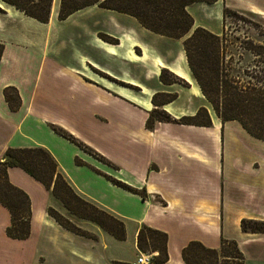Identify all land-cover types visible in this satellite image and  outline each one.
Segmentation results:
<instances>
[{"label":"crops","instance_id":"0c3cea01","mask_svg":"<svg viewBox=\"0 0 264 264\" xmlns=\"http://www.w3.org/2000/svg\"><path fill=\"white\" fill-rule=\"evenodd\" d=\"M230 2L190 5L194 29L221 36L226 9L264 16V8L238 9ZM60 5L61 0H53L49 22L42 23L0 0V162L10 148L47 149L81 197L124 223L126 237L118 240L72 214L51 190L12 167L10 182L30 198L31 229L25 240L8 237L11 214L0 202V264H134L141 252L138 234L145 226L168 235L165 264H185L183 249L193 241L220 249L223 239L238 244L245 264H264V233L242 229L243 220L264 222V142L239 122L218 118L189 68L184 39L158 35L134 17L98 5L60 20ZM101 59L116 70L138 66L142 81L99 66ZM92 65L111 80L93 73ZM163 69L187 84L163 83ZM9 87L20 96L17 111L5 99ZM156 93L178 95L164 106L174 119L194 116L204 107L212 126L157 122L148 129ZM53 127L67 131L117 169L104 170ZM50 209L88 236L62 227Z\"/></svg>","mask_w":264,"mask_h":264},{"label":"trees","instance_id":"16d2710c","mask_svg":"<svg viewBox=\"0 0 264 264\" xmlns=\"http://www.w3.org/2000/svg\"><path fill=\"white\" fill-rule=\"evenodd\" d=\"M217 0H61L59 19L65 20L75 12L88 6L130 15L142 26L153 33L173 39H184L183 45L189 68L206 100L211 104L218 118L223 122L237 121L254 138L264 142V44L250 42L244 49L253 54L252 67L244 77L232 75L226 61L224 33L215 35L204 28L194 29V19L188 7L194 3L213 4ZM6 4L24 12L27 16L42 23L50 19L53 0H3ZM0 12L2 10L0 9ZM233 13L226 9L225 15ZM108 42H114L105 37ZM4 45L0 44V60ZM160 79L165 84H187L183 79L163 69ZM4 96L12 111L21 106L18 91L9 87ZM177 94L156 93L153 95L154 109L146 122L148 129H153L157 122L177 123L201 127L212 126L209 111L202 107L194 116L174 119L164 110V106L174 102ZM54 131L69 142L78 146L87 154L102 163L117 169L105 157L79 141L73 135L59 127ZM76 163L82 165L79 159ZM19 167L34 179L51 190L64 206L74 215L98 224L118 240H124V223L109 212L81 197L71 186L51 153L43 147L8 149L5 160L0 162V202L11 214V225L7 229L8 237L25 240L30 236L31 202L29 196L14 186L8 176V169ZM105 177L116 186L146 198V194L111 176ZM62 227L88 236L68 219L53 209L49 210ZM244 232L264 233V222L243 220ZM138 248L144 253H157L154 264H165L169 260L168 235L164 232L143 227L138 234ZM151 251V252H150ZM185 264H245L244 255L235 241L223 239L220 249H211L198 241L191 242L183 249ZM115 264H123L116 262Z\"/></svg>","mask_w":264,"mask_h":264},{"label":"rangeland","instance_id":"374dc122","mask_svg":"<svg viewBox=\"0 0 264 264\" xmlns=\"http://www.w3.org/2000/svg\"><path fill=\"white\" fill-rule=\"evenodd\" d=\"M230 4L232 5V7L238 9L240 8L245 9L246 7L249 6H256V7L258 6L264 8V0H231ZM101 37L102 39L106 40L105 37L108 36L102 35ZM106 41L108 42V40ZM250 42H253L256 45L264 44V16L250 12H245V11H237V10H233V13H229L228 15H225L224 41H223L224 49H225L224 56L226 57L227 63H229L230 72L232 73V75L234 76L239 75L241 77H244L247 70L250 69L252 65L255 64V63L253 64V60H254L253 54H251L250 52L244 49L247 45H249ZM96 59L99 61L98 58ZM105 61L106 59L103 60L99 64V66H102L101 64H104L106 68L111 70H116L113 69L114 67L109 60L106 63ZM99 66L93 69L94 65H92L91 66L92 69L91 68L90 69L91 71H93V73H96L102 77H106L107 80H111L108 77L110 75L109 73L107 74L106 72L100 73L102 71L100 70ZM137 67L138 66H134V65H124L123 67H118L116 71L122 77L124 76V77H128L129 79L131 78L133 80L142 81V75H140L141 73H138ZM95 70H99L100 72ZM115 82L125 87H129L135 90L138 89L128 86L126 82L123 83L124 81L123 82L115 81ZM93 158L96 160L98 165L101 166L104 170L111 172L113 171V168L111 166L102 163L101 161L97 160L95 157ZM112 165L114 164L112 163ZM153 253L154 252H151L150 254Z\"/></svg>","mask_w":264,"mask_h":264},{"label":"built area","instance_id":"2783aa9c","mask_svg":"<svg viewBox=\"0 0 264 264\" xmlns=\"http://www.w3.org/2000/svg\"><path fill=\"white\" fill-rule=\"evenodd\" d=\"M155 255H157V253L149 254L140 252L134 264H154L153 257Z\"/></svg>","mask_w":264,"mask_h":264}]
</instances>
